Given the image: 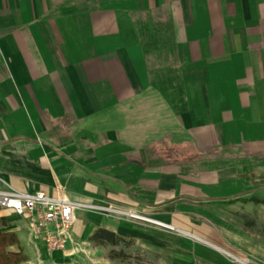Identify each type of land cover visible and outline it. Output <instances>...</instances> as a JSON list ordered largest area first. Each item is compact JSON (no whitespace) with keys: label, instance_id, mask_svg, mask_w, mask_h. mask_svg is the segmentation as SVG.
<instances>
[{"label":"crops","instance_id":"0c3cea01","mask_svg":"<svg viewBox=\"0 0 264 264\" xmlns=\"http://www.w3.org/2000/svg\"><path fill=\"white\" fill-rule=\"evenodd\" d=\"M0 189L174 227L80 209L77 243L264 264V0H0Z\"/></svg>","mask_w":264,"mask_h":264},{"label":"built area","instance_id":"2783aa9c","mask_svg":"<svg viewBox=\"0 0 264 264\" xmlns=\"http://www.w3.org/2000/svg\"><path fill=\"white\" fill-rule=\"evenodd\" d=\"M63 188H61L62 190ZM0 208L24 221L29 239L47 250L72 252L78 243L74 222L80 209H97L103 214L125 220H139L173 230L174 227L152 219L137 208L115 204L96 206L75 202L68 197H52L43 191L36 193L0 189Z\"/></svg>","mask_w":264,"mask_h":264},{"label":"rangeland","instance_id":"374dc122","mask_svg":"<svg viewBox=\"0 0 264 264\" xmlns=\"http://www.w3.org/2000/svg\"><path fill=\"white\" fill-rule=\"evenodd\" d=\"M5 212L0 208V264H158V259L149 253L145 247L135 242H125L118 246H101L98 243L78 242L72 252H60L61 258H54L51 251L41 244L29 241L27 248L21 243L17 233L9 231ZM17 219V218H16ZM17 240V244H12ZM122 252V257H112Z\"/></svg>","mask_w":264,"mask_h":264},{"label":"trees","instance_id":"16d2710c","mask_svg":"<svg viewBox=\"0 0 264 264\" xmlns=\"http://www.w3.org/2000/svg\"><path fill=\"white\" fill-rule=\"evenodd\" d=\"M91 240L98 243L101 246H108V245L118 246L121 243L130 242L118 236L114 232L103 229V228L98 229L92 236ZM17 243H18L17 240H15L10 245L17 244ZM113 253H116V254L112 257H117V256L122 257L124 255L122 252H115V250H113Z\"/></svg>","mask_w":264,"mask_h":264}]
</instances>
